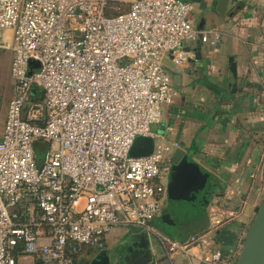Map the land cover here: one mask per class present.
Here are the masks:
<instances>
[{
  "label": "built area",
  "instance_id": "obj_1",
  "mask_svg": "<svg viewBox=\"0 0 264 264\" xmlns=\"http://www.w3.org/2000/svg\"><path fill=\"white\" fill-rule=\"evenodd\" d=\"M127 2L129 11L107 14ZM193 9L188 0H0V57L12 53L13 84L0 135V264H76L106 249L116 227L151 231L179 148L153 129L178 96L166 60L181 66L186 43L223 38L196 28ZM138 137L154 140L152 154L131 155ZM213 231L186 244L210 246L205 261L224 264Z\"/></svg>",
  "mask_w": 264,
  "mask_h": 264
},
{
  "label": "crops",
  "instance_id": "obj_2",
  "mask_svg": "<svg viewBox=\"0 0 264 264\" xmlns=\"http://www.w3.org/2000/svg\"><path fill=\"white\" fill-rule=\"evenodd\" d=\"M217 1H189L194 6L191 23L200 30L218 29L223 38L216 47L199 39L186 43L188 59L181 66L166 60L178 96L153 128L178 143L210 174L212 197L198 214L205 217L204 224L198 225L196 219L187 222L184 207L171 211L168 196L149 223L151 231L116 227L107 237L106 249L85 250L76 264H127L129 246L136 251L139 242L148 252L140 264H209L205 258L210 246L186 243L211 230L213 241L220 232L235 236L233 245L223 249L224 264H235L239 255L229 253L243 246L264 199V0H230L224 17L214 12ZM177 212L181 223L174 226ZM187 224L193 226L186 230ZM163 239L186 249L173 253ZM31 263L26 257L19 264Z\"/></svg>",
  "mask_w": 264,
  "mask_h": 264
},
{
  "label": "water",
  "instance_id": "obj_3",
  "mask_svg": "<svg viewBox=\"0 0 264 264\" xmlns=\"http://www.w3.org/2000/svg\"><path fill=\"white\" fill-rule=\"evenodd\" d=\"M199 2V0H189ZM230 0H218L214 12L224 17ZM32 94L37 95L33 89ZM155 142L150 137H138L131 149L134 157H143L152 154ZM172 168L167 185L171 211H179L185 206L195 212L203 211L211 200L213 186L209 173L202 170L185 150L176 149L171 159ZM256 215L245 236L241 252L235 264H264V199L256 208ZM181 212V211H180ZM176 218L181 214L174 213ZM174 222V221H173ZM175 223V222H174ZM176 225V223H175Z\"/></svg>",
  "mask_w": 264,
  "mask_h": 264
},
{
  "label": "rangeland",
  "instance_id": "obj_4",
  "mask_svg": "<svg viewBox=\"0 0 264 264\" xmlns=\"http://www.w3.org/2000/svg\"><path fill=\"white\" fill-rule=\"evenodd\" d=\"M126 4L129 5V2H127ZM128 9V6H124V8H122V11H126ZM10 32H7L5 35V41H8L10 38ZM11 60H12V53L11 51H5L4 53H2L1 57H0V135L2 133V130L4 128V122L6 119V114H7V107H8V102L9 100L12 98L13 95V84H12V79L10 77V66H11ZM41 65L38 61H31L30 62V68L34 69H40ZM38 95V92H37ZM36 95V96H37ZM154 128V127H153ZM36 152H37V156H38V160L42 159L45 155V149L44 148H36ZM186 207V206H185ZM188 208H183V210H187ZM173 217V215H172ZM176 218V217H175ZM174 218V219H175ZM173 219V221L176 224H180L181 223V219L180 218H176L177 221H175ZM173 222V225L175 226V223ZM186 226V225H185ZM184 228L186 230L189 229V227H185ZM130 248L128 249V251L130 252L129 254V259H128V263L127 264H140L141 262H144L147 260L148 257V252L146 247L142 244V243H138V245H136V251L131 248V246H129ZM133 257V259H132Z\"/></svg>",
  "mask_w": 264,
  "mask_h": 264
},
{
  "label": "trees",
  "instance_id": "obj_5",
  "mask_svg": "<svg viewBox=\"0 0 264 264\" xmlns=\"http://www.w3.org/2000/svg\"><path fill=\"white\" fill-rule=\"evenodd\" d=\"M124 6H128V9L125 11H129L130 10V7L128 4L126 3H113L110 5V7L108 8L107 10V14L109 16H115L119 13H122L124 11H122V8H124ZM39 94H40V91L38 90ZM213 186L211 187V191L213 190ZM205 210V209H204ZM201 211L199 213H203L204 212ZM198 212H195L193 211L192 209H189L187 210V213L185 214L186 218H187V222L188 221H191V223L194 222V219H196L199 223L198 225L201 224H204L205 222V217L203 215H198L199 214ZM197 214V216H196ZM203 217V218H202ZM188 226V224H187ZM193 225L191 224V226H188L189 228L192 227ZM195 226V225H194ZM234 240H235V236L233 234H230L228 232H220L218 233L216 236H215V248L216 249H219L223 252V249L226 248V247H230L233 245L234 243Z\"/></svg>",
  "mask_w": 264,
  "mask_h": 264
}]
</instances>
